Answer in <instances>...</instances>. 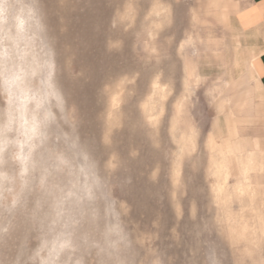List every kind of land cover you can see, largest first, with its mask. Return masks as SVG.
<instances>
[{
    "label": "clouds",
    "instance_id": "clouds-1",
    "mask_svg": "<svg viewBox=\"0 0 264 264\" xmlns=\"http://www.w3.org/2000/svg\"><path fill=\"white\" fill-rule=\"evenodd\" d=\"M47 2L0 0V264H225L223 252L213 245L180 260L158 232L136 221L118 137L125 131L139 135L152 153L171 164L174 150L163 145L161 123L154 129L145 121V98L139 104L142 120L124 107L139 71L119 75L121 103L106 136L97 141L82 133L84 120L66 84L76 77L68 72ZM97 3L107 8L102 17L106 54L123 60L134 35L131 51L151 66V80L173 79L172 37L160 42L162 32L176 27L172 4L152 0V13L144 14L137 29L138 0ZM194 11L189 8L188 15ZM191 36L185 31L181 41L191 42ZM142 40L149 41L151 53L141 52ZM199 103L193 93L192 112ZM130 155L138 158L140 150ZM161 162L146 170L149 182L158 180ZM173 186L179 187V181ZM195 211L193 204V216ZM172 239L179 240L175 228Z\"/></svg>",
    "mask_w": 264,
    "mask_h": 264
},
{
    "label": "rangeland",
    "instance_id": "rangeland-1",
    "mask_svg": "<svg viewBox=\"0 0 264 264\" xmlns=\"http://www.w3.org/2000/svg\"><path fill=\"white\" fill-rule=\"evenodd\" d=\"M232 1L240 5L239 0ZM138 2L137 29L144 14L153 11L152 0ZM167 2L172 4L176 27L162 32L160 42L172 37L169 54L177 72L161 83L158 78L151 80V66L131 51L134 35L123 60L106 54L102 17L107 8L97 0H48L51 23L61 33L68 72L76 77L66 84L84 120L81 131L97 141L106 136L121 103L124 86L119 75L139 71L134 94L124 107L142 120L139 104L145 98L144 119L154 129L161 123V140L165 148L172 147L175 160L171 164L166 156L158 158L137 134L125 131L118 137L131 179L136 221L142 229L158 232L180 260L186 253L191 258L196 250L213 245L223 252L225 264H260L264 260V152L255 154L246 167L245 153L228 158L219 149L227 136V116L238 137L259 141L264 148V98L245 74V44L235 63L233 13L228 14L230 22L213 0ZM189 8L195 10L191 16ZM185 31L192 34L191 42L181 41ZM140 50L146 55L152 52L148 40L141 41ZM188 63L195 68L194 77L187 74ZM245 88L254 94L250 109L240 105ZM193 93L200 103L192 112ZM137 149L140 156L132 158L131 151ZM157 159H162L161 172L151 183L146 170ZM173 181H179V187L174 188ZM173 228L178 241L172 239Z\"/></svg>",
    "mask_w": 264,
    "mask_h": 264
},
{
    "label": "crops",
    "instance_id": "crops-1",
    "mask_svg": "<svg viewBox=\"0 0 264 264\" xmlns=\"http://www.w3.org/2000/svg\"><path fill=\"white\" fill-rule=\"evenodd\" d=\"M235 2L232 0H213L216 6H221L223 9L222 15L225 19L228 20L229 18L230 21L231 16L228 17V14L233 13L234 25L233 23L231 25L236 30L233 36L234 62L239 63L241 59L239 50L242 44H245L244 51L247 60L245 74L254 81V89L257 94L264 98V0H239L240 5ZM186 70L189 76H195V68L192 64L188 63ZM253 98V91L250 88H245L240 105L249 107V109L252 108L254 105ZM231 121L230 116H227L225 119L227 136L219 149L228 158L238 157V155L245 153L247 167L254 155L264 152V148L259 141H250L238 137V131Z\"/></svg>",
    "mask_w": 264,
    "mask_h": 264
}]
</instances>
